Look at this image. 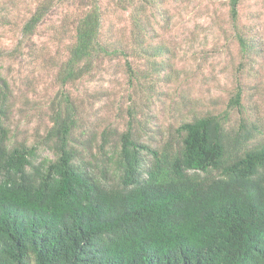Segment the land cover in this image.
Instances as JSON below:
<instances>
[{
    "label": "trees",
    "instance_id": "obj_1",
    "mask_svg": "<svg viewBox=\"0 0 264 264\" xmlns=\"http://www.w3.org/2000/svg\"><path fill=\"white\" fill-rule=\"evenodd\" d=\"M117 1L132 23L127 41L105 38L100 0H77L74 33L56 65L63 86L107 58L124 59L132 93L153 91L143 79L171 76L168 47L147 42L160 0ZM239 2L230 1L234 22ZM51 7L40 1L19 49L35 44ZM7 15L0 11L9 22ZM237 38L246 53L242 31ZM13 95L0 74V264H264V140L231 125L227 110L194 115L152 145L130 107L126 129L81 140L76 107L63 92L46 134L54 157L38 158L36 146L11 142Z\"/></svg>",
    "mask_w": 264,
    "mask_h": 264
},
{
    "label": "rangeland",
    "instance_id": "obj_2",
    "mask_svg": "<svg viewBox=\"0 0 264 264\" xmlns=\"http://www.w3.org/2000/svg\"><path fill=\"white\" fill-rule=\"evenodd\" d=\"M40 1L0 0V11L9 21L0 18V74L14 93V109L6 122L12 143L36 146L38 158H53L46 134L63 92L76 107V134L81 140L126 129L130 107L137 109L145 126L143 138L152 145L161 144L194 115L226 110L231 125H244L256 137L254 142L264 140V0H240L235 22L231 0H160L147 42L168 47V55L157 60L167 55L166 73L171 76L152 84L143 79L145 87H155L142 94L132 93L120 58H107L94 74L61 84L56 65L65 58L60 56L66 54L74 33L69 20L79 12L77 0H52L49 14L33 35L35 44L23 42L19 49L22 25ZM100 5L105 38L127 41L132 27L129 12L117 0H100ZM237 31L251 45L246 53L240 49ZM137 68L142 74L149 72L144 59H137ZM238 93L239 104L234 101Z\"/></svg>",
    "mask_w": 264,
    "mask_h": 264
}]
</instances>
